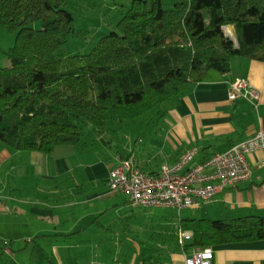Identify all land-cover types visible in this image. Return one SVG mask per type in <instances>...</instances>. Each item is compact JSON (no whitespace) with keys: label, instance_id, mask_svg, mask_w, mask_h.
<instances>
[{"label":"trees","instance_id":"16d2710c","mask_svg":"<svg viewBox=\"0 0 264 264\" xmlns=\"http://www.w3.org/2000/svg\"><path fill=\"white\" fill-rule=\"evenodd\" d=\"M69 2L0 0V26L16 33L10 64L0 67V141L19 150L90 144L86 125L103 139L115 120L162 116L210 71L228 73L234 57L264 61V0L115 3L108 34L87 52L60 56L77 31ZM176 223L193 234L173 250L264 240L260 214L179 215Z\"/></svg>","mask_w":264,"mask_h":264},{"label":"crops","instance_id":"0c3cea01","mask_svg":"<svg viewBox=\"0 0 264 264\" xmlns=\"http://www.w3.org/2000/svg\"><path fill=\"white\" fill-rule=\"evenodd\" d=\"M236 78L247 80L258 91L257 105L245 97L229 99L230 83ZM161 117L163 124L149 136L145 156L134 154L133 138L120 147H124L123 152L118 150L112 156L114 149L106 141L99 142L100 151L91 143L62 144L47 154L5 145L0 153V167L5 169L0 173V264H18L19 255L24 253L41 262L50 254L45 246L56 249L60 236L82 233L95 223L105 230L101 215L117 205L116 197L122 192L111 189L107 179L122 159L158 173L163 163L176 161L191 147L199 149L196 163L264 130V61L234 57L228 73L210 71ZM248 160L253 169L250 179L225 188L204 203L220 204L213 212L209 209V213H216L214 217L264 215V148L250 153ZM108 200L114 202L110 207ZM70 207L80 208L79 219L66 227L68 215L74 214L68 213ZM178 242L152 254H134L131 264H185L190 251L173 250ZM212 248L217 264H264V240ZM113 261L119 260L105 262Z\"/></svg>","mask_w":264,"mask_h":264},{"label":"rangeland","instance_id":"374dc122","mask_svg":"<svg viewBox=\"0 0 264 264\" xmlns=\"http://www.w3.org/2000/svg\"><path fill=\"white\" fill-rule=\"evenodd\" d=\"M175 1L177 0H163V4L169 8ZM115 3L128 6L131 0H70L67 6L75 14L74 27L77 31L60 49L59 55L87 52L96 44L99 37L108 34L115 26L111 27L110 25L113 17L111 8ZM33 26L40 28L42 21H36ZM227 27L225 26L226 31ZM232 37L236 38L235 35ZM15 39V32L0 26V67L9 66L10 60L7 52L14 45ZM156 112L153 110L135 121L115 120L111 122L103 139L96 138L91 126L86 125L84 141L92 143L94 146L97 145V151H100L99 147L103 141H106L111 146L110 148L114 149L112 156L117 154L118 150L123 152L122 148L124 147H120L133 138L136 149L134 154L145 156L144 152L149 143V136L153 135L163 124V118L159 113L155 114ZM139 138H142L143 142H140ZM5 145L7 144L0 141V153ZM104 156L106 155L103 152L102 158ZM82 157L87 158V155H82ZM3 170L5 169L0 167V173H3ZM129 199L127 193L120 192V195L116 197L117 205L112 206L106 214L101 215V222L107 226L105 230L95 223L82 230V233L66 237L60 236L56 241V249L45 246L50 254L43 261H32L30 256L24 253L19 255L18 264H86L91 259L103 261L117 259L124 264H131L134 254L141 256L152 254L155 249L176 244L177 240L180 242V229L176 223L179 215L181 217L208 216L207 218L219 219V217H214L216 213H209V209L213 212V208H218L220 204L211 206L209 203H203L201 207L186 208L178 213V210L174 208L132 206L130 201H127ZM113 203L108 200L109 207ZM79 210V207L68 208V213L74 212V214L68 215L66 227H70L78 221ZM174 212L177 215H174ZM229 216L237 215L226 214L223 218ZM136 258L140 257L136 256Z\"/></svg>","mask_w":264,"mask_h":264},{"label":"built area","instance_id":"2783aa9c","mask_svg":"<svg viewBox=\"0 0 264 264\" xmlns=\"http://www.w3.org/2000/svg\"><path fill=\"white\" fill-rule=\"evenodd\" d=\"M238 97L250 99L257 105L259 93L247 80L236 78L230 83L229 99ZM261 148H264V130L196 163L199 149L191 147L176 161L163 163L158 173H149L124 158L110 170L107 183L113 190L128 193L132 206L174 208L180 212L200 207L225 188L250 179L253 169L248 155ZM192 234L181 230L180 242L190 239ZM213 260L212 247L195 246L187 254L185 264H217ZM86 264L123 263L91 259Z\"/></svg>","mask_w":264,"mask_h":264},{"label":"water","instance_id":"95a60500","mask_svg":"<svg viewBox=\"0 0 264 264\" xmlns=\"http://www.w3.org/2000/svg\"><path fill=\"white\" fill-rule=\"evenodd\" d=\"M224 31H225V33H226L227 36L232 37V35L228 31H226L225 27H224Z\"/></svg>","mask_w":264,"mask_h":264},{"label":"bare ground","instance_id":"6f19581e","mask_svg":"<svg viewBox=\"0 0 264 264\" xmlns=\"http://www.w3.org/2000/svg\"><path fill=\"white\" fill-rule=\"evenodd\" d=\"M227 31L231 34V30L229 27H227ZM232 35V34H231Z\"/></svg>","mask_w":264,"mask_h":264}]
</instances>
